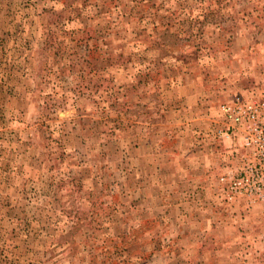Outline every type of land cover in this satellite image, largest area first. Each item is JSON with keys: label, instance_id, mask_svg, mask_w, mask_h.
Here are the masks:
<instances>
[{"label": "rangeland", "instance_id": "1", "mask_svg": "<svg viewBox=\"0 0 264 264\" xmlns=\"http://www.w3.org/2000/svg\"><path fill=\"white\" fill-rule=\"evenodd\" d=\"M236 97L264 0H0V264H264V201L221 183Z\"/></svg>", "mask_w": 264, "mask_h": 264}, {"label": "built area", "instance_id": "2", "mask_svg": "<svg viewBox=\"0 0 264 264\" xmlns=\"http://www.w3.org/2000/svg\"><path fill=\"white\" fill-rule=\"evenodd\" d=\"M227 128L220 137L232 138L242 149L241 164L221 178L230 199L264 201V101L236 97L221 105Z\"/></svg>", "mask_w": 264, "mask_h": 264}, {"label": "crops", "instance_id": "3", "mask_svg": "<svg viewBox=\"0 0 264 264\" xmlns=\"http://www.w3.org/2000/svg\"><path fill=\"white\" fill-rule=\"evenodd\" d=\"M1 159V158H0ZM0 166H4L3 163H0ZM0 202H3L4 198H7L9 195V191L4 189V187L10 186L11 182L9 180V177H5L4 176V168L2 167V169L0 168ZM20 178H18L19 180ZM185 194L183 193V196Z\"/></svg>", "mask_w": 264, "mask_h": 264}, {"label": "trees", "instance_id": "4", "mask_svg": "<svg viewBox=\"0 0 264 264\" xmlns=\"http://www.w3.org/2000/svg\"><path fill=\"white\" fill-rule=\"evenodd\" d=\"M144 20L145 19H147V18H143ZM143 27H144V29H146L147 28V25L146 24H144L143 25ZM180 49V48H179ZM166 51L167 52H172L169 48H167L166 47ZM175 78V77H174ZM146 80H145V82L146 83H148V81L150 80V77H146L145 78ZM148 80V81H147ZM150 223H154V221L153 220H147V219H145V223H144V225H147V224H150ZM139 233H140V230H138V229H136L135 231H133V235H135V237L133 238V239H135V238H137L138 237V235H139ZM139 254H141V255H143L144 253H143V250H139ZM142 257V256H141Z\"/></svg>", "mask_w": 264, "mask_h": 264}]
</instances>
